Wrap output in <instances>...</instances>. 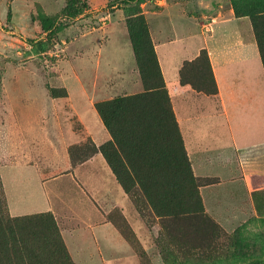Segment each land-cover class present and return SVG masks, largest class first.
<instances>
[{
	"label": "rangeland",
	"instance_id": "rangeland-1",
	"mask_svg": "<svg viewBox=\"0 0 264 264\" xmlns=\"http://www.w3.org/2000/svg\"><path fill=\"white\" fill-rule=\"evenodd\" d=\"M263 7L0 0V217L21 222L0 233V264H264V146L199 177L175 115L214 119L207 43L229 14L256 42Z\"/></svg>",
	"mask_w": 264,
	"mask_h": 264
},
{
	"label": "crops",
	"instance_id": "crops-1",
	"mask_svg": "<svg viewBox=\"0 0 264 264\" xmlns=\"http://www.w3.org/2000/svg\"><path fill=\"white\" fill-rule=\"evenodd\" d=\"M220 22L206 49L218 85L221 109L211 121V114L204 115L202 108L193 112L191 108H175L187 155L199 177L227 178L231 176V155L264 146V67L258 44L248 38L251 34L248 23L244 32L242 22L235 15L220 18ZM172 60L173 70L177 69L173 56L160 57L166 79L165 63L169 66ZM176 73L175 70L173 74ZM257 84H261L259 90L254 87ZM224 192L229 193L227 188Z\"/></svg>",
	"mask_w": 264,
	"mask_h": 264
},
{
	"label": "trees",
	"instance_id": "trees-1",
	"mask_svg": "<svg viewBox=\"0 0 264 264\" xmlns=\"http://www.w3.org/2000/svg\"><path fill=\"white\" fill-rule=\"evenodd\" d=\"M137 0H124L126 3L130 2H136ZM248 15L251 17L253 20V28L255 31V38L256 42L258 44L259 50H260V55L264 67V7L260 10H251L249 11ZM164 89V85H159L155 88H149L151 91H157V92H162ZM148 90V89H146ZM143 97L144 95H136L133 98H127V99H122L119 100L118 103H129L130 101H134L135 99L139 102H143ZM100 112H102L100 105L97 107ZM167 116H168V125L171 127L173 126V129L175 131V119L173 114L170 112L169 108L167 110ZM177 124V123H176ZM102 152L106 149V146L101 147ZM116 150H119V147L116 146ZM40 221L44 222H51L52 218L50 216H41L39 218ZM21 228V222L19 220H8V221H3L2 218L0 217V233L3 232L4 234H14L18 229Z\"/></svg>",
	"mask_w": 264,
	"mask_h": 264
}]
</instances>
